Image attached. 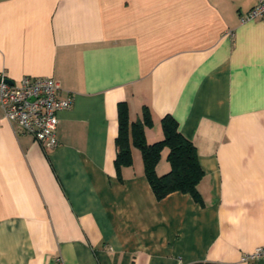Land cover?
I'll use <instances>...</instances> for the list:
<instances>
[{
	"label": "crops",
	"instance_id": "0c3cea01",
	"mask_svg": "<svg viewBox=\"0 0 264 264\" xmlns=\"http://www.w3.org/2000/svg\"><path fill=\"white\" fill-rule=\"evenodd\" d=\"M257 0H0V75L52 77L57 145L0 109V264H264V18ZM170 114L196 147L201 201L157 199L141 152L115 166L118 105ZM167 148L155 166L169 170Z\"/></svg>",
	"mask_w": 264,
	"mask_h": 264
},
{
	"label": "trees",
	"instance_id": "16d2710c",
	"mask_svg": "<svg viewBox=\"0 0 264 264\" xmlns=\"http://www.w3.org/2000/svg\"><path fill=\"white\" fill-rule=\"evenodd\" d=\"M149 124L146 111H143L142 120L130 122L126 104L119 103L115 166L120 168L130 165L131 147H137L141 152L145 176L157 199L179 191L189 193L195 201L200 202L197 184L203 176V170L198 162L195 145L179 131L177 121L170 114L161 119L163 138L148 144L145 141L144 125ZM165 147L168 150L167 160L170 167L167 172L158 175L155 166L161 150Z\"/></svg>",
	"mask_w": 264,
	"mask_h": 264
},
{
	"label": "built area",
	"instance_id": "2783aa9c",
	"mask_svg": "<svg viewBox=\"0 0 264 264\" xmlns=\"http://www.w3.org/2000/svg\"><path fill=\"white\" fill-rule=\"evenodd\" d=\"M258 18H264V0H257L241 20ZM59 90V83L52 77L23 75L17 83H12L0 75L3 117L15 130L30 134L45 147H55L58 143L55 135L57 113L72 103L71 97H59ZM242 259H264V244L245 253Z\"/></svg>",
	"mask_w": 264,
	"mask_h": 264
}]
</instances>
